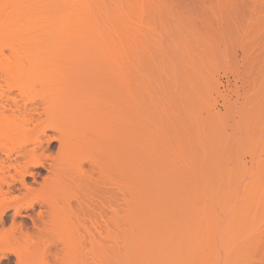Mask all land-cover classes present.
Instances as JSON below:
<instances>
[{
    "label": "rangeland",
    "instance_id": "rangeland-1",
    "mask_svg": "<svg viewBox=\"0 0 264 264\" xmlns=\"http://www.w3.org/2000/svg\"><path fill=\"white\" fill-rule=\"evenodd\" d=\"M17 1L50 52L80 50L73 69L98 74L104 48L122 62L127 203L107 264H264V0Z\"/></svg>",
    "mask_w": 264,
    "mask_h": 264
},
{
    "label": "bare ground",
    "instance_id": "bare-ground-1",
    "mask_svg": "<svg viewBox=\"0 0 264 264\" xmlns=\"http://www.w3.org/2000/svg\"><path fill=\"white\" fill-rule=\"evenodd\" d=\"M17 4L0 0V225L13 211L9 230L0 228V252L13 254L16 264L45 255L57 258L56 264H77L74 259L84 260L95 249L105 259L109 241L121 235L127 201L126 112L118 95L124 82L122 62L104 48L97 51L94 66L103 73L92 77L73 69L82 63L76 57L80 50L50 52L19 25L23 15ZM68 68L73 70L68 73Z\"/></svg>",
    "mask_w": 264,
    "mask_h": 264
}]
</instances>
